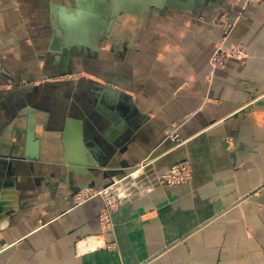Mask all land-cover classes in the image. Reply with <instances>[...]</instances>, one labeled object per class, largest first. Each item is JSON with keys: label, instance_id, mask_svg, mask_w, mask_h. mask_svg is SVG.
I'll return each mask as SVG.
<instances>
[{"label": "crops", "instance_id": "crops-1", "mask_svg": "<svg viewBox=\"0 0 264 264\" xmlns=\"http://www.w3.org/2000/svg\"><path fill=\"white\" fill-rule=\"evenodd\" d=\"M166 4L0 0V264H264V0ZM221 43L249 59L213 72ZM122 176L104 233L72 197Z\"/></svg>", "mask_w": 264, "mask_h": 264}, {"label": "built area", "instance_id": "built-area-1", "mask_svg": "<svg viewBox=\"0 0 264 264\" xmlns=\"http://www.w3.org/2000/svg\"><path fill=\"white\" fill-rule=\"evenodd\" d=\"M233 26V23L229 25L225 24V33L230 32L229 30L233 28ZM249 57L250 53L246 47L242 45L227 49L220 44L209 59V66L214 72L224 69L232 60L242 63L249 59ZM174 139L176 141L178 140L176 136ZM148 166V161L140 163L127 175V177L123 178V180H139L146 173ZM156 179L160 185L171 187L187 184L193 179L192 165L189 161L176 163L168 171L158 175ZM123 180L115 181L101 190L83 189L72 197L74 206L82 205L93 198L100 197L102 199L103 209L99 214V224L104 233H109L113 230L112 214L123 204L120 194L123 191V186L121 185ZM114 246V244H108L106 248L113 250Z\"/></svg>", "mask_w": 264, "mask_h": 264}, {"label": "water", "instance_id": "water-1", "mask_svg": "<svg viewBox=\"0 0 264 264\" xmlns=\"http://www.w3.org/2000/svg\"><path fill=\"white\" fill-rule=\"evenodd\" d=\"M156 1V6L159 8H162V6L164 5L165 1L167 0H155ZM179 1H184L187 2L188 0H179ZM164 8V7H163ZM35 128L36 125L32 123H30L27 126V129L23 132V134L25 135V143H26V147L23 153V156H16V157H12V158H18V159H22V160H39V158H37V152L35 153L34 149L36 150V148H38V141L36 139V133H35ZM32 150V151H31ZM161 153H155L153 154L150 158L149 161L155 159L157 156H159V154ZM1 157H7V155H0ZM12 156V155H11ZM11 168H12V163H9V172H11ZM91 170V169H90ZM123 176L118 178V180H122ZM1 211V208H0Z\"/></svg>", "mask_w": 264, "mask_h": 264}, {"label": "rangeland", "instance_id": "rangeland-1", "mask_svg": "<svg viewBox=\"0 0 264 264\" xmlns=\"http://www.w3.org/2000/svg\"><path fill=\"white\" fill-rule=\"evenodd\" d=\"M112 1V0H111ZM173 2H179V0H168V4H166V5H169V3H173ZM112 3V2H111ZM110 6V5H109ZM200 6V5H199ZM91 7L92 8H94V9H98V2H94V3H92V5H91ZM155 8H157V9H160L159 7H157L156 5H155ZM152 11H155V9H151ZM222 16H225L226 15V12H224V13H222L221 14ZM239 18V17H238ZM236 22L237 21H235V22H233V28H231L229 31L230 32H228V33H224V38H227L229 35H230V33H231V31L235 28V26H236ZM229 24H231V23H228L227 25H229ZM225 29L226 28H224V26H223V31H225ZM222 45L224 44V43H221ZM238 46V45H237ZM228 141H231L230 139H228Z\"/></svg>", "mask_w": 264, "mask_h": 264}]
</instances>
